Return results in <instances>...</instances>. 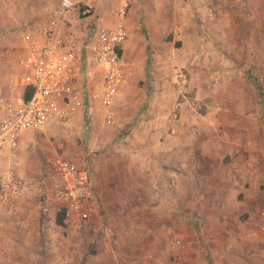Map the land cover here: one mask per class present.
Segmentation results:
<instances>
[{"label":"rangeland","instance_id":"rangeland-1","mask_svg":"<svg viewBox=\"0 0 264 264\" xmlns=\"http://www.w3.org/2000/svg\"><path fill=\"white\" fill-rule=\"evenodd\" d=\"M59 2L0 0V93L18 92L17 83L25 73L29 46L41 43V29ZM244 6L248 7V3L239 8ZM104 8L109 12L102 13L104 21L115 22V8L111 4ZM235 21L237 29L222 39L212 37L204 27L196 28L183 40L176 38L172 31L164 34V41L171 43L165 55L167 66L161 73L169 79L170 92L177 91V94L178 73L187 75L190 82L186 91L178 95V101L188 100L198 113L197 121H190L192 130L182 131L183 135L191 131L195 137L197 129L203 130L202 124H210L216 118L229 121L232 117L229 109L235 106H245L247 112L258 109L256 123L247 121L236 130L221 123L212 133L206 129L211 135L227 138L232 135V141H225L224 147H209V152L219 161L231 154L226 142L237 148V154L264 156V48H253V41L249 39L253 34L248 31L250 25H245L244 18L237 17ZM128 32L123 48L127 83L115 103L116 123L105 122L106 109L97 102L93 101L92 108L95 107L91 111L86 103L79 109L80 115L54 122L48 130L41 131V146L37 148L46 157L55 155L58 147L59 155L88 166L96 209L93 227L79 232L65 222L52 232L49 244L38 246L40 256L19 252L21 256L5 259L3 264H264V178L256 192L250 189L224 193L221 205L216 207L214 197L209 194L199 193L203 203L197 204L193 203L194 198L189 199L191 194H181L182 199L189 200L181 205L175 202L173 206L172 200L168 202L169 196L163 198L156 192H143L141 186L135 185L141 180L136 174L131 178V174L141 170V161L136 162L132 157L130 160L127 155L143 151L131 150L128 138L138 129L146 112L148 103L142 104V99L147 93L148 100L156 90L152 62L156 58L149 46L145 20L139 12L129 13ZM198 42L202 45L195 48ZM243 44L247 46L242 48ZM236 68L239 74L245 75L246 81L239 78L230 84L228 80L222 82L213 98L212 90L207 88L209 76L216 74L222 79V74ZM98 75L85 76L86 95L99 88L101 76ZM201 114H207V118L202 119ZM131 163L138 164L139 168L131 167ZM96 174L102 176L101 190L96 184ZM115 183H118L117 189ZM42 195L40 198L44 201L46 197ZM117 250H121V256Z\"/></svg>","mask_w":264,"mask_h":264},{"label":"crops","instance_id":"crops-1","mask_svg":"<svg viewBox=\"0 0 264 264\" xmlns=\"http://www.w3.org/2000/svg\"><path fill=\"white\" fill-rule=\"evenodd\" d=\"M246 3L248 7L239 8ZM108 5L104 4L100 7L104 15L109 13L108 9L104 8ZM210 8L213 9L212 13L209 12ZM131 11L139 12L144 18L150 37L149 46L156 58L152 61L156 73L153 81L156 90L154 89L155 91L149 95L148 100L147 93L142 99V104L148 103L146 112L138 129L128 138L131 150L143 151L141 154L134 152L127 155L130 160L132 157L136 162L141 161V170H136L134 174H131V178L136 174L141 180L138 183L136 181L135 185L141 186L143 192H156L163 198L169 196L168 202L172 200L173 206L181 205L182 202L192 198H194L193 203H203L199 196V193H202V196L209 194L211 198L214 197V207H216L221 205L224 193L259 190L264 178L262 171L264 156L237 154L235 152L237 148L229 144L232 141V135L227 138L220 134L211 135L206 132L209 128L212 133L216 130L215 128H219L221 123H227L232 130L242 128L247 121L256 123L254 117L258 109L247 112L245 106H235L229 109L232 113L229 121L225 122L221 118H216L210 124H202L203 130L197 129L195 137L191 131L183 135L182 131L192 130L190 121H197L198 113L188 103V100L178 101V95L181 93L179 86V94L177 91L170 92L169 79L161 73V69L167 66L165 55L171 43L164 41V34L167 31H172L176 38L183 40L187 36L190 37V33L196 31V28L204 27L211 32L212 37L222 39L226 33L237 29L235 18L240 17L244 18L245 25H250L248 31L253 36L249 39L253 41V48H264V0H131ZM104 23L111 26L114 22L106 20ZM242 41L248 42L249 40L242 39ZM213 43H215L214 40ZM201 45L202 42H198L194 44V47L199 48ZM245 46L247 45L243 44L242 48ZM229 71L228 74H222V79L216 74L209 76L207 88L212 90L213 98L216 97L214 93L222 86V82L228 80L230 84V81L234 82L239 78L243 82L246 81L243 77L245 75L239 74L237 68L229 69ZM17 86L19 89L16 93L0 94L6 98L23 96L27 88L22 83V79ZM94 107L91 106L89 110H93ZM176 108L179 109V118L175 119ZM113 109L115 117L112 124L114 125L118 108L114 105ZM80 112L78 110L73 117L80 115ZM2 113L3 107L0 105V116ZM240 113L245 116L248 114V117H243ZM200 116L202 119L207 118V114ZM49 125L52 123L43 129L25 132L15 150L8 149L0 152V175L9 168H14L21 177L37 179L41 176L44 161L46 162L50 157L63 156L59 155L58 147L53 156L43 157V153L37 152L42 141L41 131L48 130ZM193 129L196 131V128ZM225 141L229 142H226L227 146H231L228 150L231 153L230 156L226 158L222 156L221 161L215 160L214 155L208 150L209 147L211 145L224 147ZM137 165L131 163V167L134 166L135 169L139 168ZM95 178L97 187L100 188L101 174H96ZM113 185L117 189L118 183ZM181 194L185 196L191 194V197L184 200ZM40 195L39 191H36L31 195L23 196L17 200L14 210L0 211V264H3L5 259L11 260L14 256H21L19 252H23V255L38 257L42 254L38 246L41 248L43 243L49 244L48 240L53 239L52 232L59 226L56 223V214L61 204L55 203L57 201L50 192L42 195L46 197L44 201L41 200ZM60 241L63 240L60 239ZM117 255H122L121 250H117Z\"/></svg>","mask_w":264,"mask_h":264},{"label":"built area","instance_id":"built-area-1","mask_svg":"<svg viewBox=\"0 0 264 264\" xmlns=\"http://www.w3.org/2000/svg\"><path fill=\"white\" fill-rule=\"evenodd\" d=\"M104 4L115 8L116 20L111 26L104 23L100 10ZM130 9L131 0H60L41 29V43L29 46L24 61L22 83L31 89L30 97L6 98L0 94V152L15 150L25 132L69 120L86 103L91 107L93 101L106 109L105 122L113 123V107L127 83L123 48L129 35ZM86 75L101 76L99 88L88 95L84 88ZM177 77L180 92L184 93L189 79L182 71ZM178 114L176 108L175 119ZM36 191L50 192L60 202V208L67 211L65 222L72 230L88 231L93 227L96 209L86 164L64 156L50 157L37 179L21 177L9 168L0 175V211L14 210L17 200Z\"/></svg>","mask_w":264,"mask_h":264},{"label":"trees","instance_id":"trees-1","mask_svg":"<svg viewBox=\"0 0 264 264\" xmlns=\"http://www.w3.org/2000/svg\"><path fill=\"white\" fill-rule=\"evenodd\" d=\"M178 45L181 44V42H177ZM32 91L31 89H26V93L24 94L26 98H29ZM66 209L65 208H59L56 214V223L58 225L64 226L65 225V219H66Z\"/></svg>","mask_w":264,"mask_h":264}]
</instances>
